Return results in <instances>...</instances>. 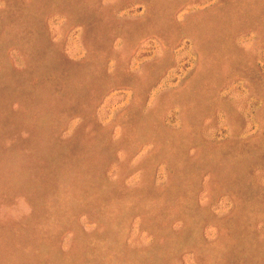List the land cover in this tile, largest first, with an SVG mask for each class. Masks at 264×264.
I'll return each instance as SVG.
<instances>
[{
	"label": "rangeland",
	"instance_id": "374dc122",
	"mask_svg": "<svg viewBox=\"0 0 264 264\" xmlns=\"http://www.w3.org/2000/svg\"><path fill=\"white\" fill-rule=\"evenodd\" d=\"M0 264H264V0H0Z\"/></svg>",
	"mask_w": 264,
	"mask_h": 264
}]
</instances>
